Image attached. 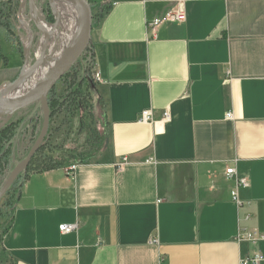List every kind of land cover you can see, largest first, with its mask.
<instances>
[{
  "label": "crops",
  "instance_id": "1",
  "mask_svg": "<svg viewBox=\"0 0 264 264\" xmlns=\"http://www.w3.org/2000/svg\"><path fill=\"white\" fill-rule=\"evenodd\" d=\"M88 1L98 14L90 48L105 147L74 173L23 177L0 264H241L264 255V242L241 241L264 234V1ZM179 3L186 22L151 38L147 23ZM15 69L0 88L22 62ZM145 111L150 124L139 122Z\"/></svg>",
  "mask_w": 264,
  "mask_h": 264
},
{
  "label": "rangeland",
  "instance_id": "2",
  "mask_svg": "<svg viewBox=\"0 0 264 264\" xmlns=\"http://www.w3.org/2000/svg\"><path fill=\"white\" fill-rule=\"evenodd\" d=\"M34 2L43 22L58 28L54 37H50V40H56L58 46L50 41V48L56 49L58 47V53L61 52L67 43V38L73 33L71 20H67L65 17L57 19V10L58 12L59 9L64 10L66 6L59 3L55 10L49 5L48 0H34ZM58 15L60 16V14ZM97 16L98 14L93 11V23ZM21 17L24 18L33 33L28 53L25 51L28 32L21 25ZM7 36L17 43V47L21 51L18 50L21 61L19 56L11 51ZM41 36V32L33 21L29 1L0 0V63L2 65V68L0 67V79L3 76L14 74L15 68L20 66L21 62V73L27 65L33 66L36 63ZM3 57L9 62L7 67L4 65ZM94 73L92 50L89 46L69 74L62 78L53 90L55 97L60 98L61 101L56 103L48 135L41 146V155H47L56 164L71 167L82 160L94 161L97 158H93L94 154L104 149L106 139L104 105L98 98L96 91H91L85 87L86 77L93 79ZM12 85L5 84L3 86L10 87ZM3 86L0 90L4 88ZM35 109L36 106L34 105L16 113L4 125L9 124L11 120L23 121L21 127L16 130V135L9 142L2 141L0 143L1 151H6V154L3 155L4 163L0 166V191L10 174L26 161L28 154L42 133L44 114L41 108L34 112ZM4 121L0 120V125ZM25 172L26 169L0 200V242L11 222L18 188Z\"/></svg>",
  "mask_w": 264,
  "mask_h": 264
},
{
  "label": "water",
  "instance_id": "3",
  "mask_svg": "<svg viewBox=\"0 0 264 264\" xmlns=\"http://www.w3.org/2000/svg\"><path fill=\"white\" fill-rule=\"evenodd\" d=\"M29 1V5L32 10L37 11V7L35 5L34 0H24V2ZM74 7L82 10L83 12V24L80 29V32L72 44V46L66 50L60 59L57 61L55 66L51 69L48 75L45 77L43 82L34 90L26 93V95L18 100L12 102L3 101L0 97V120H5L3 124L0 125L2 128L16 113L28 109L31 106H36V109L41 108L44 114V123L43 129L40 137L36 141L35 145L31 149L30 153L28 154L26 161L17 167L8 177L4 186L0 191V200L7 194L13 184L17 181V179L21 176L23 171L28 167L31 160L35 156V154L39 151L40 147L43 145L50 128V121H51V112L49 108V95L54 90L58 82L67 75L74 65L79 61L82 55L85 53L87 48L91 45V38H92V30H93V9L91 4L88 0H68ZM49 5L54 8L55 0H48ZM23 5V4H22ZM33 15V12H32ZM39 16L37 20L33 17V21L37 27V29L41 32V40L40 43L43 46L41 49V53L39 58L37 57L36 63L32 66L35 70L39 67L41 61H44L47 56L51 55L50 52V38L43 34V31L40 28L39 20L41 16L39 12L36 14ZM40 45V47H41ZM26 68V67H25ZM24 68V69H25ZM28 74V73H27ZM26 76L24 71H22L19 78L12 84H16L23 80Z\"/></svg>",
  "mask_w": 264,
  "mask_h": 264
},
{
  "label": "bare ground",
  "instance_id": "4",
  "mask_svg": "<svg viewBox=\"0 0 264 264\" xmlns=\"http://www.w3.org/2000/svg\"><path fill=\"white\" fill-rule=\"evenodd\" d=\"M59 3H63V5H65L66 7L64 6L65 7L64 10L59 9V12L57 10V19L65 17L67 20L72 21L73 23L72 35L67 38V43L64 45L63 50L61 52L58 53V47L56 49L50 48L51 55L47 56L44 61H41L38 68L34 70L32 66L27 65L26 68L23 70L26 76L23 78L22 81L13 84L10 87L3 86L4 88L0 90V97L2 98L3 101L12 102L21 99L26 95V93L39 87L40 84L45 79V77L48 75V73L51 71V69L55 66L57 61L63 55V53L66 50H68L76 40L83 24V12L82 10L74 7L68 0H55V4H54L55 10L57 9V4L59 6ZM32 12H33V17L37 20V18L39 17L36 16L38 10L37 11L32 10ZM58 14H60V16ZM38 20H39L40 28L43 31V34L48 36L49 38L58 31V28L56 26L47 25L45 22H43L42 18ZM21 25L28 32V38L25 42V46H26V51L29 52L32 43L33 33L31 32L29 25L26 23L23 17H21ZM43 40H42V45L37 54L38 58L40 56L41 49L43 46ZM52 42L57 45L56 40Z\"/></svg>",
  "mask_w": 264,
  "mask_h": 264
},
{
  "label": "built area",
  "instance_id": "5",
  "mask_svg": "<svg viewBox=\"0 0 264 264\" xmlns=\"http://www.w3.org/2000/svg\"><path fill=\"white\" fill-rule=\"evenodd\" d=\"M186 20H187V13L183 7V4L179 3L178 6L168 10L164 14L160 15L159 17L147 23V30H148L149 36L153 39H157L158 31L162 26L167 25V24H182V23H185ZM25 51H26V47H25ZM92 77H93L94 83L100 84L102 82V79L99 73H94ZM164 118L165 120H169V114L166 113L164 115ZM232 118H233L232 114L228 113L227 119L231 120ZM139 122L141 124L152 123L153 122L152 113L150 111L143 112ZM127 164H128V159L127 158L122 159V161L118 164V170L119 171L123 170ZM76 168L77 166L73 165L68 168L67 172L74 173ZM235 175H236V171L234 169L227 170L228 178H233ZM238 186L247 188L248 183L245 180H238ZM232 196H233L234 201L237 202V193L234 192ZM76 230H77V225L60 227V231L63 234H69ZM241 241H247L253 244L264 242V234H258L256 232L245 233L241 235ZM263 263H264V255L259 252L249 254L245 258H243L241 261V264H263Z\"/></svg>",
  "mask_w": 264,
  "mask_h": 264
},
{
  "label": "trees",
  "instance_id": "6",
  "mask_svg": "<svg viewBox=\"0 0 264 264\" xmlns=\"http://www.w3.org/2000/svg\"><path fill=\"white\" fill-rule=\"evenodd\" d=\"M104 15H105L104 13H100V16H104ZM92 59H93V64H94L93 54H92ZM67 75H65V76H67ZM65 76L63 78H65ZM85 84H86L85 87L86 88L88 87L87 89H89L91 91H96L97 85L94 83L93 79H91L90 77H86ZM54 94H55V92L52 91L50 93L49 99H48L49 100V108H50V112H51V119L53 118L54 113H55L56 103L61 101V99L55 97ZM104 118H105V115H104ZM22 122H23L22 120H18V121H12L11 120V122L9 124L4 126V128H2L0 130V143L2 141L6 142V143L9 142L11 140V138L14 135H16V133H17L16 130L19 127H21ZM105 143H106V139H105ZM1 148L2 147L0 146V166H2V163H4V159L5 158H4L3 155L6 154V151H4V152H3V150L1 151ZM41 152H42V147L35 154V156L33 157L32 161H31V163L26 168L25 176L30 174V173H42V172H45V171H51V170H55V169H58V168H64V167L68 166V165H64V164H56L47 155H44V154L41 155ZM101 152H96L94 154L93 158L98 157ZM89 161L90 160L87 159V160H82V161H80L78 163H84V162H89ZM18 190H19V188H18ZM0 244H1V242H0Z\"/></svg>",
  "mask_w": 264,
  "mask_h": 264
}]
</instances>
